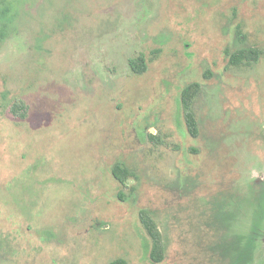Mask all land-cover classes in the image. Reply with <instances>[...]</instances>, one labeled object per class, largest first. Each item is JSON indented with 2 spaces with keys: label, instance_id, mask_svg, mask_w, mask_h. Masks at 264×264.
Here are the masks:
<instances>
[{
  "label": "rangeland",
  "instance_id": "1",
  "mask_svg": "<svg viewBox=\"0 0 264 264\" xmlns=\"http://www.w3.org/2000/svg\"><path fill=\"white\" fill-rule=\"evenodd\" d=\"M0 2V264H264V0Z\"/></svg>",
  "mask_w": 264,
  "mask_h": 264
},
{
  "label": "trees",
  "instance_id": "2",
  "mask_svg": "<svg viewBox=\"0 0 264 264\" xmlns=\"http://www.w3.org/2000/svg\"><path fill=\"white\" fill-rule=\"evenodd\" d=\"M0 11L1 13H5L7 11V7L4 5V2H0ZM258 57V52L255 49L248 50H239L238 52H234L228 55L229 64L238 66L243 60L246 62H251L252 60H256ZM129 65L134 73L140 74L146 69V61L143 54L135 58L129 59ZM200 89V83L193 82L183 87L179 93L178 97V106L180 108V112L183 118V123L185 125L187 133L196 137L198 135V123L196 119L195 110H194V99L197 96ZM27 105L22 100L15 101L9 110L16 117H24L26 113ZM149 139L156 143L158 141L157 136L149 134ZM191 150L195 151V149L191 148ZM130 171L128 168L120 163L115 162L110 167V174L112 178L118 183V185H123L125 180L128 177ZM119 199H121V194H118ZM3 205H5L2 200L0 201ZM12 212V210H10ZM151 213L148 210H141L139 212L140 222L146 232V236L149 240V248H148V258L153 264L161 263L164 259V244L162 240V235L157 229V225L150 215ZM13 215L17 216L21 213L13 212ZM251 242H246V256L239 255L235 263L231 264H250L251 260ZM108 264H126L125 259L116 258L110 261Z\"/></svg>",
  "mask_w": 264,
  "mask_h": 264
}]
</instances>
